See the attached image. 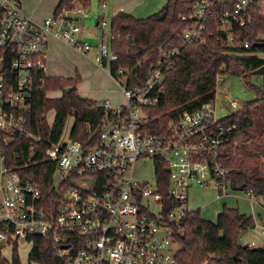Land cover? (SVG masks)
Instances as JSON below:
<instances>
[{"label":"built area","instance_id":"1","mask_svg":"<svg viewBox=\"0 0 264 264\" xmlns=\"http://www.w3.org/2000/svg\"><path fill=\"white\" fill-rule=\"evenodd\" d=\"M192 2L191 15L181 18L188 22L185 43L204 42L208 23L219 29L223 46L234 47V28L252 23L254 0ZM85 17V8L73 2L37 24L22 12L20 0H0V263H10L7 253L14 245L40 236L51 238L63 264H178L175 234L191 212L189 191L212 185L220 197L229 195L230 172L221 159L239 125L216 120L213 102L152 125L164 73L177 51H161L145 78L133 84L129 70H113L118 58L109 43L96 47V64L106 68L123 101L93 103L102 109L94 144L73 141L71 131L64 138V129L49 142L44 157L55 166L49 198L5 164L4 147L15 136L29 141L21 167L36 164L32 158L42 140L26 127L48 78V40L89 52L88 44L75 40ZM100 23L105 26L103 19ZM116 37L111 34L109 42ZM227 102L238 110L235 100ZM156 164L167 175L160 185ZM145 166L150 177L141 178ZM244 194L251 202L252 193ZM254 228L264 234L263 225Z\"/></svg>","mask_w":264,"mask_h":264},{"label":"trees","instance_id":"2","mask_svg":"<svg viewBox=\"0 0 264 264\" xmlns=\"http://www.w3.org/2000/svg\"><path fill=\"white\" fill-rule=\"evenodd\" d=\"M91 0H59L54 14L64 6L76 2L88 8ZM237 0H230L234 5ZM264 0H254L250 12L252 23L234 28V47L221 44V33L213 24H206L204 42L185 43L184 31L193 7L192 0H167L162 9L146 18L119 12L111 18L110 33L119 37L109 42L117 61L112 68L129 70L132 83L142 81L155 64L161 51H177L172 68L164 73L163 93L152 111V125H165L183 112H194L201 105L213 102L220 75L243 78L246 85L257 94L255 100L222 120L230 124L238 122V131L224 146L221 163L230 172L231 190L251 192L262 200L264 209V88L249 83L251 76L264 78ZM247 43L248 48L243 44ZM81 78H47L44 92L38 95L28 116L27 131L41 138L32 161L35 165L21 167L26 160L29 141L13 137L4 147L5 164L39 186L46 198L52 193V174L55 166L45 160L44 152L49 142H55L68 118L73 117L71 139L90 146L96 142L102 109L94 101L83 99L77 93ZM60 92V97H47V93ZM54 112L51 125L46 114ZM158 118V119H157ZM151 129H154L153 127ZM242 141L234 145L236 136ZM16 153V155H14ZM156 178L160 185L167 180L165 171L156 164ZM252 216L238 209L223 206L216 221L201 217L199 211L187 214L181 228L175 234L176 260L178 264H264V248H252L238 243V238L254 229ZM2 227L0 226V231ZM27 255V264H63L55 254L50 237L33 236ZM9 264H22L14 245ZM0 264H5L1 262Z\"/></svg>","mask_w":264,"mask_h":264},{"label":"rangeland","instance_id":"3","mask_svg":"<svg viewBox=\"0 0 264 264\" xmlns=\"http://www.w3.org/2000/svg\"><path fill=\"white\" fill-rule=\"evenodd\" d=\"M58 1L20 0L22 12L37 24H41L45 19L53 16V10ZM166 2L167 0H105L104 2L91 0L89 7L85 8L86 17L80 20L79 32L75 36L76 41L88 44L91 50L82 55L71 44L64 45L59 39L56 42L49 41L46 74L50 77L62 78H73L78 74L81 80L77 86V93L81 98L101 97L107 99L110 96L109 92L117 91V87L97 67L95 58L97 55L96 47L101 42L105 45L109 43L112 14L122 10L136 18H146L159 12ZM153 4H157V6ZM152 7H155V10ZM262 11L264 14V4ZM101 16L105 22L104 27L100 26ZM262 38L264 39V36ZM259 57L264 58V54L259 55ZM103 70L106 72V68ZM249 83L254 87L264 88L263 77L251 76ZM115 95L116 100L123 101L120 93L116 92ZM54 96L59 97V93H55ZM256 97L257 94L254 89L249 88L243 78L234 75H220L213 101L215 119L218 121L223 120L236 111L235 108L229 107L227 98L235 100L238 103L237 109H240L245 103L255 100ZM53 118L54 113L49 112L47 114L49 124H52ZM72 127L73 119L68 118L63 130L64 138L69 135ZM241 141L242 137L238 135L233 144L237 145ZM150 173V168L145 166L140 177H150ZM228 193L227 197H220L212 185L204 188L194 187L189 191L188 209L199 211L203 219L211 222L216 221L217 215L222 211L223 206L238 209L241 213L249 216H252V211L253 213L261 212L262 200L260 198L253 197L252 204H250L243 192L229 190ZM256 223L264 226V223L261 224L257 221ZM241 240L243 245L254 249L264 248V234L255 228L242 235ZM30 248L31 245L28 243H21L17 246V253L22 264H27V255ZM7 258L6 260L10 259L9 251Z\"/></svg>","mask_w":264,"mask_h":264},{"label":"crops","instance_id":"4","mask_svg":"<svg viewBox=\"0 0 264 264\" xmlns=\"http://www.w3.org/2000/svg\"><path fill=\"white\" fill-rule=\"evenodd\" d=\"M105 0H101V2H104ZM148 1V0H147ZM59 2V1H58ZM58 4V3H57ZM163 4V3H162ZM154 6H157V4H153ZM57 6V5H56ZM55 6V7H56ZM128 6V5H127ZM153 8V10H155V7H152ZM54 10H55V8H54ZM54 10H53V13H54ZM120 12H124V13H126V11H122V10H119ZM119 11H118V13H119ZM117 14V12L115 13H113L112 14V17L113 16H115ZM129 14V13H128ZM111 17V18H112ZM101 19H103V17L101 16L100 17V20ZM58 39L57 38H54V37H50L49 38V40H48V46H47V50H48V48H49V41H52V42H56ZM61 41V40H60ZM62 42V41H61ZM64 45H68V44H65L64 42H62ZM81 52V51H80ZM81 54L82 55H84V54H86V53H83V52H81ZM46 62H47V58H46ZM97 65V64H96ZM97 67H99V69H101V71H103L104 73H105V75L112 81V79L109 77V75L107 74V72H105V70H103L100 66H98L97 65ZM97 70V69H96ZM48 76V75H47ZM48 78H62V77H50V76H48ZM113 82V81H112ZM114 83V82H113ZM115 85V84H114ZM78 86V85H77ZM116 92H118V93H120L119 92V90H118V88H117V91H112V92H109L110 93V96L107 98V99H109L111 102H114V103H117V102H120V101H118V100H116ZM55 93H59V97H60V95H61V93L60 92H54V93H51V97L52 98H57V97H55L54 96V94ZM86 99H88V100H91V101H102V100H105V99H102L101 97H91V98H86ZM50 112H53V111H50ZM49 113V112H48ZM47 113V114H48ZM54 113V112H53ZM47 114H46V116H47ZM54 119V118H53ZM250 204H252V201L250 202ZM261 207V209L262 210H260L261 212H257V213H253V211H252V217L253 218H255V221H257L258 223H261V224H263L264 223V209H263V207H262V205L260 206ZM255 216V217H254Z\"/></svg>","mask_w":264,"mask_h":264},{"label":"water","instance_id":"5","mask_svg":"<svg viewBox=\"0 0 264 264\" xmlns=\"http://www.w3.org/2000/svg\"><path fill=\"white\" fill-rule=\"evenodd\" d=\"M238 243H239V244L241 243V237L238 238Z\"/></svg>","mask_w":264,"mask_h":264}]
</instances>
